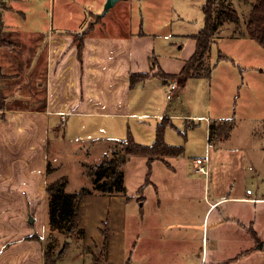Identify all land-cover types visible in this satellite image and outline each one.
Instances as JSON below:
<instances>
[{
  "label": "crops",
  "instance_id": "obj_1",
  "mask_svg": "<svg viewBox=\"0 0 264 264\" xmlns=\"http://www.w3.org/2000/svg\"><path fill=\"white\" fill-rule=\"evenodd\" d=\"M105 1L101 0L100 6ZM96 11L95 17L86 15L70 27L49 26L46 31L35 30L28 35L7 27L3 20L1 239H13L23 212H40L35 211L37 215L34 213L33 217L29 214L27 222L31 226L22 239H15L7 248L0 246V264H45L48 249L41 244L49 231L61 236V232L49 226L46 186L67 176L54 177L62 165L64 148L70 149L69 156L80 167V173L87 175L84 164H95L111 156L116 143L129 133L136 140L132 126L138 129L146 126L149 140L154 141L157 126L140 118L164 117L167 125L172 126V118H184L185 130L198 127L194 119L190 120L192 116L178 115L177 109H171L167 102L159 105L157 113L131 108L132 96H142L153 79L157 80L158 90L166 91L167 98V84L178 79L185 61L195 50L192 35L196 32L188 35L194 43L187 53L181 54L180 59L167 57L156 53L154 37L141 27L117 26L112 19L100 18ZM106 23L108 31L104 30ZM233 23L226 22L218 31L231 28ZM243 31L246 34V23ZM153 54L157 65L151 67ZM157 70L177 75L162 77L154 74ZM141 72L150 76L131 86L130 75ZM179 81L177 90L187 79ZM71 114L75 116L72 126L75 131L61 132V127H70ZM115 119L125 137H113ZM226 119L229 117L205 119L207 143L203 153L188 155L185 146L176 143L184 147L182 154L166 156L164 160L154 158L147 183L148 157L142 154L127 157L122 166L126 196L98 190L85 195L79 204V226L84 234L64 238L63 241H70V247L65 255L55 259V264L64 257L79 264H264V195L250 196L249 188L243 191L248 176L246 152L227 145L226 137L216 133ZM89 126L104 133H97L101 134L97 137L79 135L81 131L77 130H87ZM177 130L180 134L185 131ZM83 155L88 158L95 155L97 159L85 161ZM200 157L208 159L207 175L194 170ZM49 164L53 165L52 170L48 169ZM66 180L67 185L69 178ZM90 183L87 187L93 188L92 180ZM44 210H47L45 227ZM5 211L8 213L4 214ZM103 230L107 232L104 251ZM19 244L27 245L28 251L34 250L35 254L31 252L26 261H20L14 254Z\"/></svg>",
  "mask_w": 264,
  "mask_h": 264
},
{
  "label": "rangeland",
  "instance_id": "obj_2",
  "mask_svg": "<svg viewBox=\"0 0 264 264\" xmlns=\"http://www.w3.org/2000/svg\"><path fill=\"white\" fill-rule=\"evenodd\" d=\"M100 1L0 0V10L2 20L8 24L7 27L15 28L23 35H28V32L35 30L46 31L49 26L53 28L70 27L71 23L79 21L86 15L93 18L95 10L98 11H96L98 15L103 10ZM255 1L226 0V3H230L236 8L239 20L235 22V25H230L231 28L221 29L213 36L208 58L212 68L209 78L192 77L187 79L184 86L177 90V94L172 99L166 98L165 90L161 92L157 89L158 85L155 83L157 80L153 79L142 93V96L145 94L144 97L137 98L133 95L131 98L132 109L144 108V110L149 109V113H157L159 105L167 102L170 103L171 109H177L178 115L192 116L190 120L194 119L198 127L185 130L184 123L186 121L184 118H172L174 126L168 124L165 128L166 135L164 133L166 142L184 145L186 154L188 152V155L191 156L203 153L202 150L207 143L205 140V119L208 117H233V128L229 137H226L224 141L227 142V145L242 148L246 152L245 169L248 176L243 191L245 192V188H249L252 192L250 196L264 195V45L259 44L247 32L245 34L243 31L246 17ZM205 2L206 0H119L100 18L112 19L117 26L141 27L142 30L154 37L156 53L180 59L181 54L187 53L193 46L194 41L188 35L199 31L204 25L202 6ZM107 24L104 28L105 31H108L109 28ZM179 46H181L180 49H178ZM179 79L182 80V77L179 76L178 79L172 80L178 82ZM74 117L72 114L69 116L70 127H61V132L65 131L69 134L75 131L72 128L75 122ZM115 120L116 126L113 133L115 136L113 137H125L123 130L117 124L118 119ZM140 120H146L157 126L162 117L150 116V118H140ZM176 127L185 130L183 134H180ZM80 131L79 135L86 137H92L94 134L97 137V135H101L97 133H104L102 130L95 132V128L90 126L87 130H77V132ZM131 132L140 142L151 143L153 141L148 138L149 131L146 126L140 129L132 126ZM90 147L91 145L86 146L85 150ZM58 150L59 148H56V152ZM69 152V148H64L62 152L64 159L61 158L62 165L55 171L54 177L67 175L69 182L66 185V190L74 191L85 185H91V179L85 173H80V167L74 165ZM83 156L85 157V155ZM85 159L91 162L92 159L97 158L93 155L92 158L85 157L83 160ZM48 169L52 170L53 165L49 164ZM35 211L40 212V210H29L27 213L23 212L21 216L19 210L21 219L16 225L17 231L11 241H5L0 237L2 248H7L15 242V239L24 237L25 231L31 226L27 222L28 216L31 214L30 216L33 217ZM46 211L44 210L43 222L45 221V224L43 223V227L47 224ZM7 213L5 211L4 214ZM35 215L37 214L35 213ZM65 237L67 235L63 233L57 237L55 232L49 231L46 240L41 245L45 247V250L48 249L52 256H55L62 248ZM5 238H7L6 235ZM19 246L17 248L19 250L14 254L19 256L20 261H26L27 254L31 255V252L35 254L34 250L28 251L27 245L19 244ZM59 264H79V261L75 262L71 258L64 257Z\"/></svg>",
  "mask_w": 264,
  "mask_h": 264
},
{
  "label": "trees",
  "instance_id": "obj_3",
  "mask_svg": "<svg viewBox=\"0 0 264 264\" xmlns=\"http://www.w3.org/2000/svg\"><path fill=\"white\" fill-rule=\"evenodd\" d=\"M1 9V7H0ZM204 13V25L192 35L195 39V50L192 55L185 61L179 75L183 81L192 76H202L209 78L211 75V64L208 60L211 42L214 34L226 22H238L239 14L230 3L226 0H206L202 6ZM99 16V15H98ZM246 32L259 44L264 45V0H256L246 17ZM3 27L2 14L0 10V31ZM224 55V54H222ZM157 65L155 55L150 57V66ZM154 74L162 77H172L177 74H165L157 70ZM150 76L148 72L132 73L129 77L130 85L133 86L137 81L143 80ZM234 118L224 120L217 128L216 133L223 137H228L232 129ZM167 120L163 117L157 124L155 139L151 144H142L137 142L129 133L128 136L116 143L112 150V155L105 157L95 164H84L87 175L92 180V187L83 186L73 192L65 190L66 177L61 176L50 182L46 186L48 195V222L52 230H57L65 235L67 239L71 237H82L84 230L79 226V204L82 198L98 190L102 193H119L126 196V187L123 183L122 166L127 157L136 154L146 155L148 157V171L146 183L149 181L151 163L154 158L165 159L166 156H178L184 152L181 145L169 144L164 138ZM214 128V126H212ZM216 129V128H215ZM214 129V130H215ZM118 147V150H117ZM104 241L102 249H106L107 232L103 230ZM253 236L257 237L252 230ZM38 239V238H37ZM70 247V241L66 240L57 255L52 256L51 252H45V264H55V259L65 255Z\"/></svg>",
  "mask_w": 264,
  "mask_h": 264
},
{
  "label": "built area",
  "instance_id": "obj_4",
  "mask_svg": "<svg viewBox=\"0 0 264 264\" xmlns=\"http://www.w3.org/2000/svg\"><path fill=\"white\" fill-rule=\"evenodd\" d=\"M177 82H175L174 80L170 81L167 84V98L170 99L173 95L174 92L177 90ZM208 159L207 158H197L196 162H195V166H194V170L195 172H199L202 174L207 175L208 174Z\"/></svg>",
  "mask_w": 264,
  "mask_h": 264
},
{
  "label": "water",
  "instance_id": "obj_5",
  "mask_svg": "<svg viewBox=\"0 0 264 264\" xmlns=\"http://www.w3.org/2000/svg\"><path fill=\"white\" fill-rule=\"evenodd\" d=\"M118 0H106L103 6V10L99 15L105 14ZM30 219H32L30 217Z\"/></svg>",
  "mask_w": 264,
  "mask_h": 264
}]
</instances>
